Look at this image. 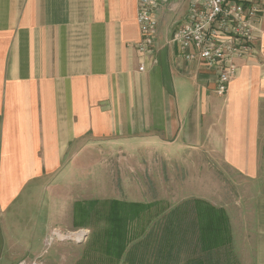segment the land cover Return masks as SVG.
<instances>
[{
  "label": "crops",
  "instance_id": "crops-1",
  "mask_svg": "<svg viewBox=\"0 0 264 264\" xmlns=\"http://www.w3.org/2000/svg\"><path fill=\"white\" fill-rule=\"evenodd\" d=\"M191 2L162 0L152 64L137 49L138 0H0V242L28 248L26 254L42 250L46 236L63 229V212L42 204L24 220L16 212L10 226L12 212L29 201L47 202L91 143L114 141L145 144L170 161L190 163L200 154L213 160L210 168L237 176L252 194L253 264H264V0L253 54L237 60L223 96L216 70L184 59L172 42ZM199 179V195L186 200L223 210L229 232L222 189L213 198ZM175 208L166 203V221ZM143 230L136 229L121 259L146 263L154 228L137 241ZM154 264L168 260L157 252Z\"/></svg>",
  "mask_w": 264,
  "mask_h": 264
},
{
  "label": "rangeland",
  "instance_id": "rangeland-1",
  "mask_svg": "<svg viewBox=\"0 0 264 264\" xmlns=\"http://www.w3.org/2000/svg\"><path fill=\"white\" fill-rule=\"evenodd\" d=\"M91 144L93 148L81 153L75 165L63 174L59 188L50 190L49 196L56 194L57 200H51L48 196V201L43 200L41 204L29 201L22 207L19 205L9 220V225H14L13 222L18 220L16 212L23 214L20 219L24 220L45 204L47 208L63 212V229L56 231V234H48L42 250L38 248L32 254H26L28 248L11 249L9 243L1 239L0 261L5 259L8 264H33L36 261L44 264H131L128 259L120 257L125 250L128 252L129 246L135 242L132 239L127 244L128 241L142 226L143 237L137 238V241L142 238L146 240L145 236L154 228L149 239L153 247L148 257L145 255L146 263L154 264L157 239L166 214L163 208L166 203L175 208L189 200H186L188 195H199V176L202 175L207 183L206 191H211L213 198L214 192L219 190L220 193L222 189L220 202L229 215L228 243L220 246L214 254V264H253L256 233L252 194L240 184L237 176L225 175L214 168L215 165L210 168L213 160L200 154L195 155L192 162L185 163L179 159H165L145 144L125 146L114 141L105 145L97 142ZM215 179L219 180V184ZM141 195L144 200H139ZM113 199L149 205L139 212L129 207L123 211V215L128 217L126 226L129 238L120 257L119 247L111 243L112 236L109 234L112 228L110 202ZM0 229L2 231L1 223ZM56 245L60 246L58 251L54 250ZM43 250L46 257L39 256ZM52 255L56 258L60 256V261H54Z\"/></svg>",
  "mask_w": 264,
  "mask_h": 264
},
{
  "label": "built area",
  "instance_id": "built-area-1",
  "mask_svg": "<svg viewBox=\"0 0 264 264\" xmlns=\"http://www.w3.org/2000/svg\"><path fill=\"white\" fill-rule=\"evenodd\" d=\"M161 2L138 0L137 23L142 40L137 49L148 56L152 64L158 62L154 34ZM262 6V0H192L186 20L172 36V42L179 45L184 59L201 60L216 70V92L221 96L228 92L237 60L253 54ZM139 70H145L144 64Z\"/></svg>",
  "mask_w": 264,
  "mask_h": 264
},
{
  "label": "trees",
  "instance_id": "trees-1",
  "mask_svg": "<svg viewBox=\"0 0 264 264\" xmlns=\"http://www.w3.org/2000/svg\"><path fill=\"white\" fill-rule=\"evenodd\" d=\"M110 203L111 243L119 247L120 257L129 238L128 217L123 211L129 207L139 212L149 205L117 199ZM225 226L223 210L197 198L189 199L177 205L162 222L156 253L167 258L168 264H214V253L228 241Z\"/></svg>",
  "mask_w": 264,
  "mask_h": 264
}]
</instances>
